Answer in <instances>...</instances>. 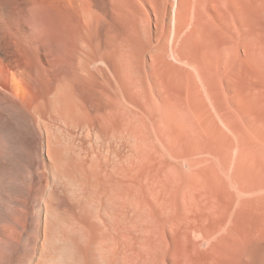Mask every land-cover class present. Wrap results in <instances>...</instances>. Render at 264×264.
Masks as SVG:
<instances>
[{
    "label": "bare ground",
    "instance_id": "1",
    "mask_svg": "<svg viewBox=\"0 0 264 264\" xmlns=\"http://www.w3.org/2000/svg\"><path fill=\"white\" fill-rule=\"evenodd\" d=\"M0 264H264V0H0Z\"/></svg>",
    "mask_w": 264,
    "mask_h": 264
}]
</instances>
